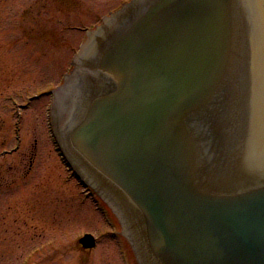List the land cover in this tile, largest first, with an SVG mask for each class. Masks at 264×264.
<instances>
[{
    "label": "water",
    "instance_id": "95a60500",
    "mask_svg": "<svg viewBox=\"0 0 264 264\" xmlns=\"http://www.w3.org/2000/svg\"><path fill=\"white\" fill-rule=\"evenodd\" d=\"M71 76L62 146L139 264H264V0H131Z\"/></svg>",
    "mask_w": 264,
    "mask_h": 264
},
{
    "label": "rangeland",
    "instance_id": "374dc122",
    "mask_svg": "<svg viewBox=\"0 0 264 264\" xmlns=\"http://www.w3.org/2000/svg\"><path fill=\"white\" fill-rule=\"evenodd\" d=\"M125 1L0 0V264H138L116 212L59 142L69 114L59 99L77 89L64 74ZM85 232L94 248L79 242Z\"/></svg>",
    "mask_w": 264,
    "mask_h": 264
},
{
    "label": "bare ground",
    "instance_id": "6f19581e",
    "mask_svg": "<svg viewBox=\"0 0 264 264\" xmlns=\"http://www.w3.org/2000/svg\"><path fill=\"white\" fill-rule=\"evenodd\" d=\"M76 94H77V91L74 94H71V95L69 94V96L67 94H63L62 97L59 99L60 102H65L67 108L69 109V114L72 111V109L74 108V105H75L74 98H76ZM59 107L61 109V106H59ZM69 114L67 113V115H69Z\"/></svg>",
    "mask_w": 264,
    "mask_h": 264
}]
</instances>
